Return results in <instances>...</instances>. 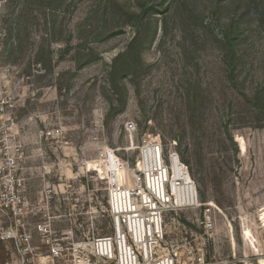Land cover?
Returning <instances> with one entry per match:
<instances>
[{"label": "rangeland", "instance_id": "rangeland-1", "mask_svg": "<svg viewBox=\"0 0 264 264\" xmlns=\"http://www.w3.org/2000/svg\"><path fill=\"white\" fill-rule=\"evenodd\" d=\"M0 105L39 203L19 226L43 257L36 226L55 217L69 264H103L76 245L114 232L117 159L143 167L158 144L201 204L166 215L164 253L264 264V0H0ZM0 264H19L11 240Z\"/></svg>", "mask_w": 264, "mask_h": 264}, {"label": "built area", "instance_id": "built-area-1", "mask_svg": "<svg viewBox=\"0 0 264 264\" xmlns=\"http://www.w3.org/2000/svg\"><path fill=\"white\" fill-rule=\"evenodd\" d=\"M0 112H4L3 105H0ZM9 121L1 122L4 133L0 140V240H11L14 243L19 264H54L55 260L65 258H67L65 262L69 264V246L65 253L62 244L54 238L56 232L52 220L55 217H49V221L36 226L37 232L47 237L43 244L49 253L46 257L39 254L33 243V235L21 232L19 223L25 216L38 217L39 203L31 204L27 194V178L23 172V164L26 161L25 148L9 129ZM125 128L128 132L135 131L136 124L129 122ZM159 146L158 144L153 146L154 157L146 159L143 167H140L139 163L133 168L129 163H122L127 170L123 182L116 186H111L109 182L106 212L111 218L114 232L94 239L89 245L86 242L76 245L82 251L89 246L91 257L96 262L183 264L182 254L178 250L164 253L163 245L166 243L164 220L168 213L196 209L201 204L195 184H186L183 179L175 177L174 165L172 162L171 165L165 162L163 151L160 161L155 154ZM186 171L188 172L187 169ZM34 174L35 172H32V175ZM184 185H189V188L180 189ZM58 190L64 194L60 186L52 185L47 188L45 196L49 206L55 197L59 196ZM201 224L207 232L214 228V221L209 214H206ZM82 254L80 257L82 261L74 262L75 264H86V254L85 252ZM194 264H206L205 258L202 256L194 261ZM216 264L239 263L226 261Z\"/></svg>", "mask_w": 264, "mask_h": 264}, {"label": "bare ground", "instance_id": "bare-ground-1", "mask_svg": "<svg viewBox=\"0 0 264 264\" xmlns=\"http://www.w3.org/2000/svg\"><path fill=\"white\" fill-rule=\"evenodd\" d=\"M162 150L159 146L158 148V153L161 154V157H162ZM117 170H116V173H117V176L115 177V179L113 181H111V186H116L117 184L123 182L125 180V176H127V170L125 168V166L122 165L121 161L119 159H117Z\"/></svg>", "mask_w": 264, "mask_h": 264}]
</instances>
